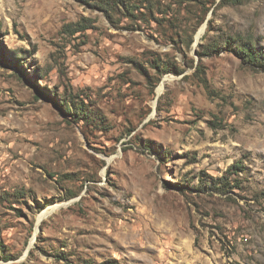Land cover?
Returning <instances> with one entry per match:
<instances>
[{
  "label": "rangeland",
  "instance_id": "374dc122",
  "mask_svg": "<svg viewBox=\"0 0 264 264\" xmlns=\"http://www.w3.org/2000/svg\"><path fill=\"white\" fill-rule=\"evenodd\" d=\"M226 39L264 47V0H0V264H264V71Z\"/></svg>",
  "mask_w": 264,
  "mask_h": 264
},
{
  "label": "trees",
  "instance_id": "16d2710c",
  "mask_svg": "<svg viewBox=\"0 0 264 264\" xmlns=\"http://www.w3.org/2000/svg\"><path fill=\"white\" fill-rule=\"evenodd\" d=\"M224 46L225 48H232L231 46H235L232 51H234L244 62H246L250 67L256 70L264 71V47H257L252 43H242L240 45H233L229 39L225 40ZM64 102H66L65 106L68 107L69 103L68 101H66L65 98ZM234 166L236 167L237 165ZM225 184H227L226 181L219 179L218 182H216L214 185L215 187L223 190V186Z\"/></svg>",
  "mask_w": 264,
  "mask_h": 264
},
{
  "label": "bare ground",
  "instance_id": "6f19581e",
  "mask_svg": "<svg viewBox=\"0 0 264 264\" xmlns=\"http://www.w3.org/2000/svg\"><path fill=\"white\" fill-rule=\"evenodd\" d=\"M46 215H47V214H46ZM43 217H44V216H43ZM43 217H42V218H43Z\"/></svg>",
  "mask_w": 264,
  "mask_h": 264
}]
</instances>
